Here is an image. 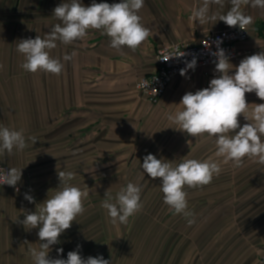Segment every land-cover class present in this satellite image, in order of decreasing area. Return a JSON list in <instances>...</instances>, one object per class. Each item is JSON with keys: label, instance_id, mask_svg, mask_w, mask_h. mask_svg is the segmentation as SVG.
<instances>
[{"label": "crops", "instance_id": "obj_1", "mask_svg": "<svg viewBox=\"0 0 264 264\" xmlns=\"http://www.w3.org/2000/svg\"><path fill=\"white\" fill-rule=\"evenodd\" d=\"M62 2L0 0V126L23 130L28 144L23 151L0 155V165L22 168L18 192L0 186V264H33L28 248L39 247V228L27 230L14 221L53 194L59 186L57 171L74 172L71 184L87 188L89 196L86 211L51 246L49 257L66 259L80 245L83 257L102 255L111 264H264V165L254 160L245 158L239 168L221 164L211 183L192 188L187 197L195 213L191 226L172 214L163 195H141L143 208L127 225H113L101 207L106 191L115 196L122 184L137 183L136 170L149 153L173 163L222 161L215 156L214 137L188 136L167 119L182 109L186 92L208 87L219 75L215 65L175 77L156 105L140 95L137 83L155 70L160 48L196 45L207 34L232 27L223 21L191 22L199 0H144L139 15L150 35L136 51H117L109 37L89 30L85 39L71 45L58 41L50 51L64 65L60 75L25 71L18 40L44 37L59 23L53 10ZM81 2L89 6L92 0ZM101 2L120 0H96ZM229 8L226 0L224 9L213 5L212 11ZM244 11L254 23L242 46L246 54L231 61L234 66L264 51V10L249 6ZM73 52L71 60H63ZM245 98L249 105L264 103L254 92ZM238 120L241 126L248 123L243 115ZM33 136L35 144L27 140ZM25 193L35 203L24 199Z\"/></svg>", "mask_w": 264, "mask_h": 264}, {"label": "clouds", "instance_id": "obj_2", "mask_svg": "<svg viewBox=\"0 0 264 264\" xmlns=\"http://www.w3.org/2000/svg\"><path fill=\"white\" fill-rule=\"evenodd\" d=\"M230 8L226 12L212 11V6L224 9L226 0H199L198 6L191 10L189 20L198 21L200 25L209 22L223 21L229 27L246 30L254 23V18L244 11L246 7L264 10V0H227ZM144 6V0H120L118 3L92 0L85 6L81 0H63L53 10L54 17L59 21L51 27L44 37L18 40L16 51L24 57L21 68L30 73L43 71L60 75L64 68L60 59L53 58L50 51L57 47V42L71 45L83 40L89 30H98L110 38V46L117 51L123 47L136 51L149 37L150 30L142 23L139 15ZM214 23V24H215ZM75 55H64L68 61ZM171 53L163 60L183 56ZM216 59L215 72L218 76L211 79L208 87L195 92H186L179 103L181 110L167 115V119L175 124L176 130L188 136L198 137L207 133L214 137L215 156L222 161L211 158L205 160L181 159L179 163L173 160L157 159L151 153L143 158L141 168L150 178L160 179V190L163 201L173 215H182L189 226L195 223V213L189 208L188 193L185 187L197 188L212 182L214 176H219L221 164L232 163L233 167H242L245 158L264 165V103L249 105L246 93H255L264 100V51L243 58L238 66H234L223 49L212 52ZM196 59L186 62V68L180 70L185 76L188 69L196 66ZM234 74H230L233 72ZM243 115L248 121L240 125L238 117ZM238 130V131H237ZM32 144L36 137H28ZM190 144V142H189ZM28 147L23 130H14L0 126V155L14 150L23 151ZM22 168L0 167V185L7 184L19 191L17 184L22 178ZM59 186L51 196L36 204L35 211L22 210L23 220L17 222L30 230L39 228L37 233L39 247H29L33 264H111L102 255L83 257L80 245L76 250L69 251L67 258L49 257L51 246L59 244V237L70 229L77 216L86 209L84 201L89 196V190L80 189L71 184L75 173L57 171ZM142 187L132 182L121 188L115 196L105 192L101 207L107 211L113 225L129 223V218L135 216L143 208L141 202ZM24 199L35 203L29 193ZM27 243V241H25ZM58 254L63 249H57Z\"/></svg>", "mask_w": 264, "mask_h": 264}, {"label": "built area", "instance_id": "obj_3", "mask_svg": "<svg viewBox=\"0 0 264 264\" xmlns=\"http://www.w3.org/2000/svg\"><path fill=\"white\" fill-rule=\"evenodd\" d=\"M248 39V27L246 30H241L239 26H236L211 32L196 45L175 43L164 46L157 51L155 70L139 79L137 89L140 95L149 103L156 105L165 95L173 79L180 75V70L186 68V62H191L195 58L197 63L194 70L215 65L214 61L216 58L211 53L218 49L225 51L230 62L238 60L246 54V51L242 49L240 44ZM180 52H183L185 55L171 57L167 61L163 60V58H166L171 53L179 54ZM192 70L188 69L187 71ZM0 167L6 170L9 169L4 165H0Z\"/></svg>", "mask_w": 264, "mask_h": 264}, {"label": "rangeland", "instance_id": "obj_4", "mask_svg": "<svg viewBox=\"0 0 264 264\" xmlns=\"http://www.w3.org/2000/svg\"><path fill=\"white\" fill-rule=\"evenodd\" d=\"M136 171H137V175H136L137 183L136 184L142 187L141 195H163V193L160 190V179L159 178H156V179L150 178L146 173L143 172L142 168H138ZM126 185L127 184H122V188L125 187ZM185 191L188 193V195L193 194L192 188L185 187Z\"/></svg>", "mask_w": 264, "mask_h": 264}, {"label": "trees", "instance_id": "obj_5", "mask_svg": "<svg viewBox=\"0 0 264 264\" xmlns=\"http://www.w3.org/2000/svg\"><path fill=\"white\" fill-rule=\"evenodd\" d=\"M248 40H249V39H248ZM248 40H247V41H248ZM247 41H245V42L241 43V44H240V46L242 47V46L244 45V43H246Z\"/></svg>", "mask_w": 264, "mask_h": 264}]
</instances>
